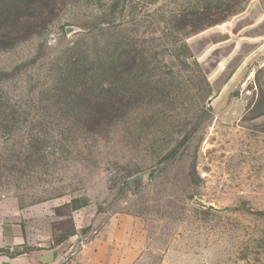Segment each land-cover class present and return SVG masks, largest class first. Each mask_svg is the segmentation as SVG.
Wrapping results in <instances>:
<instances>
[{"label":"rangeland","instance_id":"obj_1","mask_svg":"<svg viewBox=\"0 0 264 264\" xmlns=\"http://www.w3.org/2000/svg\"><path fill=\"white\" fill-rule=\"evenodd\" d=\"M52 1L0 44V218L22 250L129 219L142 264H264V0Z\"/></svg>","mask_w":264,"mask_h":264},{"label":"crops","instance_id":"obj_2","mask_svg":"<svg viewBox=\"0 0 264 264\" xmlns=\"http://www.w3.org/2000/svg\"><path fill=\"white\" fill-rule=\"evenodd\" d=\"M264 36H253L252 40ZM28 231L21 221L0 218V264H142V247L128 219H113L89 242L74 250L70 242L23 251Z\"/></svg>","mask_w":264,"mask_h":264},{"label":"trees","instance_id":"obj_3","mask_svg":"<svg viewBox=\"0 0 264 264\" xmlns=\"http://www.w3.org/2000/svg\"><path fill=\"white\" fill-rule=\"evenodd\" d=\"M38 2L42 7L54 8L52 0H0V44L13 45L17 42L19 34L24 31L33 32L35 24L42 18V7L36 6ZM26 14H28L26 16ZM204 13L201 17H207ZM228 17L202 23L192 29L189 34L195 35L208 27L224 22ZM25 19V20H24Z\"/></svg>","mask_w":264,"mask_h":264}]
</instances>
